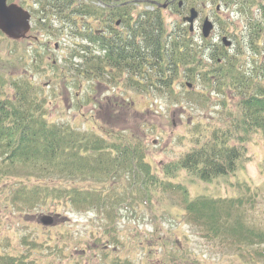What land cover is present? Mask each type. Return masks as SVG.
I'll return each mask as SVG.
<instances>
[{
	"label": "trees",
	"instance_id": "obj_1",
	"mask_svg": "<svg viewBox=\"0 0 264 264\" xmlns=\"http://www.w3.org/2000/svg\"><path fill=\"white\" fill-rule=\"evenodd\" d=\"M95 2L104 8L87 6L76 15L85 14L98 25L105 16L109 35L103 37L100 26L88 34L74 30L80 39L76 37L67 58L61 55L78 77L95 79L99 85L105 77L116 83L122 80L134 90L152 89L173 98L181 74L193 81L200 77L210 91H189L187 97L196 95L205 101L211 95L219 97L220 123L204 127L187 152L158 172L146 160L139 141L51 123L46 119V100L35 86L26 80L8 82L0 75V193L8 202L6 208L28 216L37 209L56 213L64 206L93 212L109 225L120 211L149 205L156 194H171L178 198L187 221L203 229L206 238L238 247L264 244V233L248 228L239 218L241 213L244 219V204L253 205L252 198H193L188 189L173 182L182 174L204 184L227 181L248 162L250 137L264 140V61L259 59V38L249 35L247 42L246 35L233 54L222 42L218 47L202 39L203 45H193L188 28L175 24L167 28L157 8L133 18L122 14L127 7L119 0ZM119 22L123 32L116 28ZM243 44L255 56L250 64L243 60ZM116 240L110 239L113 246ZM24 245L27 254L16 256L0 246V264H38L29 253L42 246L25 239ZM56 251L63 249L57 246ZM251 257L264 259V249Z\"/></svg>",
	"mask_w": 264,
	"mask_h": 264
},
{
	"label": "rangeland",
	"instance_id": "obj_2",
	"mask_svg": "<svg viewBox=\"0 0 264 264\" xmlns=\"http://www.w3.org/2000/svg\"><path fill=\"white\" fill-rule=\"evenodd\" d=\"M134 1L137 2L121 13L133 17L141 11H154L157 6L153 2L162 8L166 3L165 0ZM87 2H82V9L87 5L102 9L95 0ZM12 3L25 10L21 0H8V4ZM42 8L43 5L34 10ZM192 9L197 13L193 31L189 33L193 45L204 44L201 43V28L207 20L214 28L213 34L204 39L207 44L219 47L220 40L225 39L228 44L225 47L231 48L230 53L234 54L242 38L247 35L248 42L251 41L249 35L255 34L254 37L259 38V59L264 61V0H184L180 12L176 4L158 10L167 28L174 24L189 28L188 22L183 20L189 18ZM43 15L38 14L35 20L44 18ZM60 16L52 18L51 12L47 13V25L34 26L22 40H12L0 33V75L8 82L26 80L35 86L36 93L46 100L47 121L103 136L109 133L131 137L143 146L146 160L158 172L162 165L187 152L193 140L198 135L201 137L204 127L220 123L219 97L211 95L209 101L196 98V95L190 100L187 97L189 91H210L203 87L200 77L193 81L181 74L174 86L177 98L152 89L148 93L137 91L122 80L116 83L105 77L104 84L99 85L95 79L78 77L75 68L61 57L63 54L68 57L77 36L66 35L64 29L57 32L59 26H72L73 19L61 23ZM48 26H53L55 32ZM98 26L93 24V27ZM72 30L74 32L75 27ZM244 44L243 60L250 64L255 56ZM187 84L192 88H187ZM247 156L248 162L227 181L204 184L182 174L173 182L188 189L193 198H252L253 205L244 204V219L241 213H238L239 218L248 228L264 233V140L260 136L250 137ZM7 203L0 193L2 250L11 256L27 254L24 239L36 242L42 247L31 250L29 257L36 259L38 264H110L116 261L121 264H264V259L251 257L254 251L264 249V244L238 247L206 238L203 229L187 221L178 198L171 194H156L149 205L122 210L120 217L109 225L93 212H77L59 206L56 213L37 209L25 216L6 208ZM44 217H50V225L41 223ZM233 217L237 218V214ZM110 225L113 232H110ZM112 237L117 239L115 246L110 241ZM57 246L63 249L61 253L56 251ZM103 253L107 254L106 258Z\"/></svg>",
	"mask_w": 264,
	"mask_h": 264
},
{
	"label": "flooded vegetation",
	"instance_id": "obj_3",
	"mask_svg": "<svg viewBox=\"0 0 264 264\" xmlns=\"http://www.w3.org/2000/svg\"><path fill=\"white\" fill-rule=\"evenodd\" d=\"M83 1L87 2L90 0H21L23 5L25 6L24 11H26L29 14V21H30V26H31L29 33H31V30L34 29V26H39V27L40 26H46L47 23L45 20H47L48 18H46L45 15L47 13H50V12L52 14V18H54V15H57V14L61 15L60 16L61 19L59 18L61 23H64V22L69 23L71 21V19H73V23L71 25L73 27H75V30H77L79 32L84 30L87 34L90 33L91 28L93 27V24L97 23V21L95 19L90 18V17L89 18L86 17L87 19L86 18L84 19V17H82L80 13L78 15H76L77 11L83 10L81 7ZM136 2L137 1H134V0L123 1L120 4H122L123 6H126L128 8V7H130L131 4L134 5V3H136ZM165 2H166L164 5L165 7H163V8L161 7L160 11L165 10L166 8H169L171 6H175V4H176V10L178 12H180V9L183 6L184 0L183 1H181V0H165ZM153 3L157 4L156 2H153ZM42 5H43L44 9L43 8L39 9V11L34 10L36 8H39V7L41 8ZM84 5H86V4H84ZM87 6H89V5H87ZM100 7L102 9L104 8L103 5H101V3H100ZM38 14H40V15L44 14L43 15L44 18H41L40 20L39 19L35 20L37 18L36 16ZM103 14L105 15V13H103ZM127 15H129V14L126 13L125 17H127ZM135 17H137V16L136 15L133 16V18H135ZM59 24H60V22H59ZM99 25H100V32L102 33V36L106 38L109 35V33H108L107 28H106L107 24H106V17L105 16L101 19V22H99ZM48 27L53 32H55L54 28H52L53 26H48ZM65 27L70 29L71 34H74L71 26H59L57 32L60 30H63ZM116 28L118 29L119 32H123V25H121L120 22L116 24ZM213 31H214V28H213ZM213 31L211 32L210 36L213 34ZM27 35H26V37H27ZM220 41L223 43L222 39Z\"/></svg>",
	"mask_w": 264,
	"mask_h": 264
},
{
	"label": "water",
	"instance_id": "obj_4",
	"mask_svg": "<svg viewBox=\"0 0 264 264\" xmlns=\"http://www.w3.org/2000/svg\"><path fill=\"white\" fill-rule=\"evenodd\" d=\"M6 2L7 0H0V32L12 40L24 39L30 29L29 14L14 4L7 5ZM196 18L197 13L192 9L189 18L184 19L190 25V31L193 30V21ZM212 29V24L206 20L201 28L202 37L208 38ZM223 42L225 43V39ZM51 222L50 217H44L41 220V223L46 226L50 225Z\"/></svg>",
	"mask_w": 264,
	"mask_h": 264
}]
</instances>
